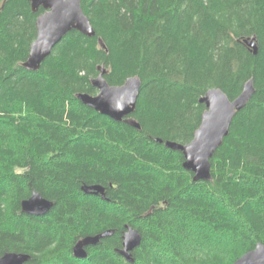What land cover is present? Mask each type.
I'll use <instances>...</instances> for the list:
<instances>
[{"label": "trees", "instance_id": "16d2710c", "mask_svg": "<svg viewBox=\"0 0 264 264\" xmlns=\"http://www.w3.org/2000/svg\"><path fill=\"white\" fill-rule=\"evenodd\" d=\"M81 7L96 34L68 32L31 71L23 63L43 8L0 0V255L28 253L24 264H232L264 243V0ZM250 36L256 54L243 42ZM100 65L110 85L140 78V129L77 99L96 94ZM250 77L255 92L210 159L212 179L194 181L164 142L192 139L208 89L233 99ZM92 184L104 198L81 189ZM33 190L53 201L44 215L21 210ZM126 224L141 235L133 262L118 252ZM108 229L86 258L73 256L78 239Z\"/></svg>", "mask_w": 264, "mask_h": 264}, {"label": "water", "instance_id": "95a60500", "mask_svg": "<svg viewBox=\"0 0 264 264\" xmlns=\"http://www.w3.org/2000/svg\"><path fill=\"white\" fill-rule=\"evenodd\" d=\"M33 11L43 8L35 21L36 37L30 44L29 54L23 66L27 70H37L44 59L50 55L54 46L70 31L78 30L86 36H94L89 17L81 7V0H28ZM243 42L253 54L257 53V38L250 36ZM102 47L104 44L99 38ZM100 73L92 78L91 83L96 88V94L86 92L76 94L83 104L95 111L108 116L114 121H123L130 126L140 129L139 122L132 116L136 107L137 97L141 88V80L136 76L128 77L121 85H110L103 74L106 69L100 65ZM255 92L253 78L250 77L243 84L241 92L230 99L220 88L208 89L200 98L205 109L201 115L199 126L195 129L192 139L188 143L166 140L164 145L172 150L180 151L184 156L183 168L193 173V180H211L210 159L229 134V129L235 114L241 111ZM162 143L160 138H155ZM85 193L105 196L102 185H83ZM53 206V201L43 197L33 190L31 195L21 201L22 212L29 215H44ZM122 246L118 249L128 262H133L132 251L139 246L141 235L136 228L126 224ZM113 233L112 229L97 234L86 235L78 239L72 247V254L76 258H86V247L95 245L101 238ZM30 259L28 253L8 251L0 255V264H24ZM232 264H264V243L258 242L255 247Z\"/></svg>", "mask_w": 264, "mask_h": 264}]
</instances>
